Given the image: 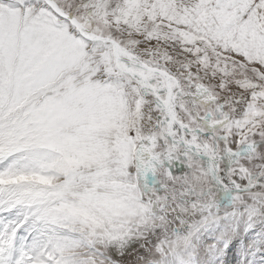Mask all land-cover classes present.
Returning a JSON list of instances; mask_svg holds the SVG:
<instances>
[{"label": "snow or ice", "instance_id": "6c2138e0", "mask_svg": "<svg viewBox=\"0 0 264 264\" xmlns=\"http://www.w3.org/2000/svg\"><path fill=\"white\" fill-rule=\"evenodd\" d=\"M0 264H264V0H0Z\"/></svg>", "mask_w": 264, "mask_h": 264}]
</instances>
